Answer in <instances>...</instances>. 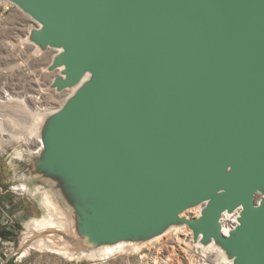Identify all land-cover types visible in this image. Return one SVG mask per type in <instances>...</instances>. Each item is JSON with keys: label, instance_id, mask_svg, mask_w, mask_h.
I'll return each mask as SVG.
<instances>
[{"label": "water", "instance_id": "water-1", "mask_svg": "<svg viewBox=\"0 0 264 264\" xmlns=\"http://www.w3.org/2000/svg\"><path fill=\"white\" fill-rule=\"evenodd\" d=\"M7 1L39 24L29 42L60 50L50 88L76 87L24 167L67 213L70 248L186 225L233 264H264V0Z\"/></svg>", "mask_w": 264, "mask_h": 264}, {"label": "rangeland", "instance_id": "rangeland-1", "mask_svg": "<svg viewBox=\"0 0 264 264\" xmlns=\"http://www.w3.org/2000/svg\"><path fill=\"white\" fill-rule=\"evenodd\" d=\"M35 25L36 24L34 20L18 8H16L11 14L7 15L4 19H2V21H0V75H3L5 78H7H4L2 81H0V88L5 86L13 90L16 94L20 95L33 93L41 88L46 90L49 89V81L53 78V76L56 75V72L53 73L47 71L48 63L51 61L54 51L52 49H48L45 52H41L31 44H23L21 40L24 37V34H26L28 30ZM7 43L15 46L12 51H7V48L10 47ZM15 54H19V57H13ZM21 70L22 72L24 70V74L19 72ZM34 81H38V83H35ZM49 92L52 95L55 93L54 91L50 90ZM12 103L14 104V102H11V104ZM26 103L28 111L24 113L25 115L27 114L25 117L24 114L23 116L18 115L19 113H14V116L12 111L9 112L10 109L0 107V109H2L0 112L5 114V122L9 124H7V127L6 123H4L6 125V128L4 127L5 132L9 131L8 133H13L16 137H19V139L14 141L9 138L8 134L2 135L3 138L0 135V186L4 189V193L0 198L1 204V201H3V195L9 193V186L12 183V177L26 176L24 167L29 162V155H26L25 151H27L30 147L28 143L34 139V136L32 135L28 126L29 124L26 123L27 120L30 121H28L30 124L33 123V115L30 112L33 110V102L26 100ZM26 125L28 129L25 127ZM23 130H26L27 132H24ZM8 138L13 142H11ZM37 186L38 189L35 190L31 188L27 195L20 196L22 202L17 204H20L22 207H24V202H37L41 208L38 214H31V216H29L30 212H28V209L24 208L23 210L25 211V216H27L24 218L25 220H21L22 226L13 227L15 225L14 224L13 226L3 229L2 233L4 239L6 241L13 242L12 245L0 246V256L4 264H147L146 260L153 253L155 244H149L148 246L143 247L139 253L136 254H117L111 258L99 260L67 259L56 253H52L47 250L41 251L39 249H31L25 258L21 257L19 253L24 250L21 247V235L27 230V223L36 217L46 214V209L42 205V199L44 197H51L52 201L56 202V204L58 203L55 195H50L40 184ZM9 205L11 206L9 212L10 214H13L11 212L13 206L11 204ZM63 212L68 218L67 213L65 211ZM194 213L195 212L188 213V216L190 218L195 217ZM174 235L175 233H170L168 238L163 237L160 242H166L171 237L172 238L170 240H172ZM178 236L182 237L179 234ZM217 255L218 253L211 252L209 255L210 264H215L217 262ZM198 264H200V262H198Z\"/></svg>", "mask_w": 264, "mask_h": 264}, {"label": "bare ground", "instance_id": "bare-ground-1", "mask_svg": "<svg viewBox=\"0 0 264 264\" xmlns=\"http://www.w3.org/2000/svg\"><path fill=\"white\" fill-rule=\"evenodd\" d=\"M29 34H30V29L28 30V32L26 34H24L25 37L23 39V42H24V40H26V37L29 36ZM8 45L10 46L7 48L8 52L12 51L15 47L14 45H11V44H8ZM33 46L35 48H37L34 44H33ZM18 55L19 54H17V55L15 54V56H13V57H19ZM10 56H12V55H10ZM52 60L53 59L51 58V61L48 63V66L50 65ZM24 70H23V72H22V70L19 72L24 74ZM4 78H5V76L0 75V81H2V79H4ZM86 78H87V76H86ZM5 79H7V78H5ZM30 82H32V81H30ZM35 83H38V81H36ZM44 84H45V82H44ZM75 90H76V87L73 88L72 90H70V92H74ZM26 95H27V93H26ZM21 96L22 95H20V94L14 93L13 101H12V102H14V104L13 103L12 104L11 103L1 104L0 107L10 109L9 112L12 111L13 114L19 113L18 115L23 116V114L26 111H28V107L26 105L27 99L26 98L21 99ZM32 96H33V94H32ZM32 100L33 99H31V101ZM43 102L44 103H50V104L56 103L57 107H62L64 101H62L58 97L54 96V94L52 95L49 93V95L44 96ZM0 110H2V109H0ZM30 112L33 115L32 116L33 123L30 124L29 120H27V121L23 120V121H26V123L29 124L28 126L31 130L32 135L34 136V139L31 140L28 144L31 146H35L41 140L40 135H39V128H40L41 122H42L44 117L42 116L43 114L38 112V111L31 110ZM7 115H8V112H7ZM14 116H15V114H14ZM25 116H27V114L26 115L24 114V117ZM30 118H31V116H30ZM4 123H6V122H4ZM7 124L8 123H6V125ZM6 125L4 124L3 126L0 127V135L2 136L5 134H8L9 138H11L14 141L19 139V137H16L13 133H8L9 131L5 132L4 127ZM8 125H7V127H8ZM25 127H27V125ZM27 129H28V127H27ZM24 132H27V131L25 130ZM2 138H3V136H2ZM5 141H6V139H5ZM11 142H13V141H11ZM42 200H43L42 205L46 209V214L39 216V217H36L33 220H31L28 224L27 230L25 232L23 231L24 233L21 235V247L24 250L21 253H19L21 255V257L25 258V256L28 254V252L31 249H39L41 251L47 250L49 252L56 253V254H58L64 258H67V259L99 260V259L111 258L112 256H115L117 254H136V253H139V251L143 247L148 246L149 244H155V247H154L155 249H154L153 253L151 254V256L149 255L150 257H148L146 260L147 264H198V262H200V264H204V263H202L204 258H207V257L209 258V255H207V251H205V250L200 251L201 245L198 242L194 241L193 232L186 225L181 226V227L171 228L163 236H159V237H157L151 241H148L146 243L139 244V243L121 242V243H118L115 245L105 246V247H102L100 249H96V250L89 252V253H87V252H80V253L75 252L70 248L68 241H67V236L69 234V227H68L69 220H68L67 216L65 215L63 210L59 208V206L56 204V202L51 200V197H48V198L44 197ZM202 207H203V205L193 207V208L187 210L181 216H188V213H191V212H195L196 214H200ZM224 221H225V214H222L221 219H220L221 225H224ZM170 233H175V235H174L175 237L173 236L172 240H170L172 238L171 237L168 239V240H170L169 242H167L168 240L166 242L165 241L160 242L163 239V237L168 238ZM178 234L181 235L182 237H179ZM210 247H211V249L209 250L208 253L216 252V251L218 253L217 262L215 264H233V261L227 258L224 251H222L219 248H214L213 245ZM179 262H181V263H179Z\"/></svg>", "mask_w": 264, "mask_h": 264}, {"label": "built area", "instance_id": "built-area-1", "mask_svg": "<svg viewBox=\"0 0 264 264\" xmlns=\"http://www.w3.org/2000/svg\"><path fill=\"white\" fill-rule=\"evenodd\" d=\"M4 1H5V14L9 15L17 7L7 0H4ZM5 17H6L5 15L2 16V19H4ZM34 22L36 25L34 27H32L30 29V31L33 28H36L39 26V24L36 21H34ZM24 37H25V35H24ZM24 37L22 38V42H23ZM23 44L33 45L31 42L28 41V36L26 37V40H24ZM49 49H52L54 51L52 59L54 58V56L56 54H58L60 52L59 49H56V48H49ZM48 72H50V71H48ZM52 72L53 73L56 72V75L53 76V78L50 80L48 90L41 88V89H39L33 93H27V95L23 94L21 96V99L26 98L27 100L29 99L30 101H31V99H33L32 100L33 110L42 113L43 117H45L47 114L54 112V111L58 110L59 108H61V107H57L56 103L50 104V103H44L43 102L44 96L49 95V93H50L49 90L54 91L55 92L54 95L56 97H58L60 100L64 101L63 104L73 94V92H70V90H72L73 88L72 89H66V90H63L61 92L56 91V89L50 88V85L54 82V79L60 75V69L52 71ZM14 93L15 92L13 90H11L10 88H7L5 86L1 87L0 88V105L11 103L13 101ZM32 94H33V96H32ZM4 122H5V115L0 112V127L4 125ZM29 146H30L29 149L27 151H25L26 155L30 156V155L38 154L42 149V141L40 140L35 146H31V145H29ZM29 191H30V186L26 182H23V181L14 180L11 183V185L9 186V192L16 195V196H25L29 193ZM3 193H4V189H3V187L0 186V197ZM9 209H10V207L8 205H2L0 203V246L1 245L8 246V245L13 244L12 241H6L4 239L3 233H2L4 228L13 226L15 224V216L13 214H10ZM242 210H243L242 206H239L236 209H234L232 212L224 211L222 213V214H225L224 225H221V232L224 236H228L229 232L231 230L235 229L239 225V218L241 216ZM199 215L200 214H196V213L194 214L195 217H199ZM200 245H201L200 251L205 250V251H207V255L211 254V253H208L209 250L211 249V247H208L207 249H205L202 244H200ZM214 248H218V247L214 246ZM216 253H217V251H216ZM179 263H181V262H179ZM202 263L210 264V257L204 258ZM0 264H4V262L1 259V256H0Z\"/></svg>", "mask_w": 264, "mask_h": 264}, {"label": "crops", "instance_id": "crops-1", "mask_svg": "<svg viewBox=\"0 0 264 264\" xmlns=\"http://www.w3.org/2000/svg\"><path fill=\"white\" fill-rule=\"evenodd\" d=\"M7 16L8 14H5V1L4 0H0V21L2 20V16ZM14 180H18V181H23V182H26L29 186H30V189H38V183L29 179L27 176H24V177H15L13 176L11 181L13 182ZM41 187V186H40ZM1 198V197H0ZM3 201L2 204L3 205H8L9 207H11L9 204H11L13 206V209H12V213L13 215L15 216V226H22V221L25 220L24 218L27 216H25V211L23 210L24 208L25 209H28V212H30L29 216L32 215H36L38 214V212L40 211V206L37 202H24L25 203V206L22 207V205L20 204H17V203H21V197L20 196H16L12 193H8V194H4L3 197H2ZM11 209V208H10ZM9 209V210H10ZM22 220V221H21ZM29 224V222L27 223Z\"/></svg>", "mask_w": 264, "mask_h": 264}]
</instances>
